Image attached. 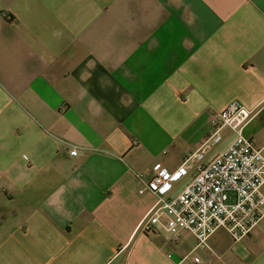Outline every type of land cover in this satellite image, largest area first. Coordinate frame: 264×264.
I'll use <instances>...</instances> for the list:
<instances>
[{
    "label": "crops",
    "instance_id": "0c3cea01",
    "mask_svg": "<svg viewBox=\"0 0 264 264\" xmlns=\"http://www.w3.org/2000/svg\"><path fill=\"white\" fill-rule=\"evenodd\" d=\"M234 102L264 156V0H0V264H264V219L203 246L142 230L154 167Z\"/></svg>",
    "mask_w": 264,
    "mask_h": 264
},
{
    "label": "built area",
    "instance_id": "2783aa9c",
    "mask_svg": "<svg viewBox=\"0 0 264 264\" xmlns=\"http://www.w3.org/2000/svg\"><path fill=\"white\" fill-rule=\"evenodd\" d=\"M243 106L234 102L213 121V133L202 149L188 157L184 167L167 161L154 167L153 180L146 185L157 202L142 224L147 234L170 235L179 241L183 233L192 234L203 246L219 229H226L234 241L247 237L264 219V156L243 135ZM237 137L208 165H202L181 191L178 184L200 164L213 147L222 143L226 132ZM78 156V151L71 152ZM140 193H144L141 190ZM173 264H201L199 257L178 256L168 252Z\"/></svg>",
    "mask_w": 264,
    "mask_h": 264
}]
</instances>
